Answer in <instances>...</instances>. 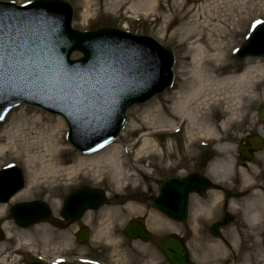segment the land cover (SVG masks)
<instances>
[{
  "label": "rangeland",
  "instance_id": "obj_1",
  "mask_svg": "<svg viewBox=\"0 0 264 264\" xmlns=\"http://www.w3.org/2000/svg\"><path fill=\"white\" fill-rule=\"evenodd\" d=\"M31 1L33 0H0V2H12L16 5ZM61 1L67 2L72 8L71 27L75 30L93 31L106 27L121 29L133 34L151 37L173 53L174 81L172 88L155 97L158 99L162 115L167 117L169 115L168 108L172 100L176 99L177 94L181 90L185 73L194 67L191 61L197 51L211 55L215 54V50L217 51L218 49L219 51L220 49L227 56L228 67L226 70L238 72L244 67L245 60L248 58L238 61L234 56V51L243 45L254 22H264V0H206L203 6H197L201 5V3H188L185 0H162L160 7L155 4L151 11L146 12L126 11L123 8L107 10L111 7V3L114 0H94L93 2L96 4L91 8L87 22L80 19L83 11L81 1ZM123 1L118 0L116 3L121 4ZM174 12L177 15H174ZM195 27L198 28V31H200V28L202 29L201 36L188 40L191 34L189 33L188 36L187 33ZM197 39L200 41H197ZM254 49L255 51H260L264 49V46L260 44L255 46ZM79 56L76 52L73 53L71 58L78 59ZM254 61L260 62L259 66H264L263 59L255 58ZM255 89L256 94L261 96L263 88L258 86ZM230 102V104L235 103L231 99ZM200 103L201 101H197L195 104L199 105ZM195 104L192 105L191 120L183 125L179 122L180 120L175 121L174 125H172V127L174 126L173 129L169 131L160 130L159 125L154 126L150 140L156 146L155 155H145L146 159L144 162V165L147 166L148 177H145V179L141 178L139 189H126L125 192L119 194L107 183L108 180L103 181V176L95 174L97 168H92L89 163L78 166V158H81L82 155L68 144L65 138L67 128L60 118L28 106L11 111L5 120L0 123V136L8 137V131L16 132V137L22 146V155L21 158L0 160V169L7 164L13 163L22 172L26 187L28 174L25 161L27 158L37 159L38 156L47 153L50 141L59 140L62 144L57 146L60 150L58 159L65 163L64 167H76L77 172H64L63 175L53 178L42 175L29 196L14 201H11L13 199L11 198L5 205H0L5 210V212L0 213V223L1 225L9 223L12 234L11 238L6 237L0 243V264H48L50 260L60 257H67L66 264H77L76 259L73 260L70 257L84 256L98 260L101 264H166L155 248V240L167 234L169 231L168 225L158 222L156 219L154 221L150 217L154 212L149 209L145 200L157 192L158 184L167 175H183L193 170L195 157L201 147L200 141L220 145L219 148H222V152H224L222 154L223 159L233 162L235 159L234 153H236L238 146L237 143L246 137L245 133H258L257 128L260 127L261 129L263 127L258 122V113L259 109L264 107V100L258 99V102L247 105L244 109L236 112V120L226 130L220 128L221 122L225 121L224 115L218 112L207 114L203 111L201 105H199L197 110ZM144 106H134L128 110L125 129L114 143L118 146L119 156L123 157L125 162H128V167L140 149L137 145L132 147L133 141L137 139V135L140 132H143L142 134L147 133V123L144 119V116L147 115L145 114L147 110L144 111ZM153 111L155 110H150L148 114L151 115ZM161 113H157L158 116ZM243 114L247 115L243 117ZM37 116L42 119L41 122L32 124L30 120ZM16 118L18 119L16 120ZM155 121L158 122L159 119H155ZM132 123L134 125H131ZM129 124L131 127L126 130ZM245 125L247 126L243 130ZM47 128L54 129V139L48 138L49 135L52 136L53 131L50 132ZM174 128H178L180 131L175 133ZM259 131V135L264 138V128ZM226 137L227 139H225ZM3 139L5 140V138ZM127 150L130 151L129 154ZM45 155L48 156V154ZM128 155H131V157L129 158ZM258 155L263 157L264 151ZM47 159L49 158L47 157ZM47 163L48 160L46 161ZM38 165L39 163L35 162L33 170L38 171L40 167ZM194 170L196 169L194 168ZM109 172V170H106L105 177H108ZM249 176L254 178V173H250ZM245 177L246 175L242 177L245 179V181L242 180L243 184L248 182V177ZM85 185L104 191L106 195L105 206L96 211H88L75 225L65 230L58 231L46 224L36 225L39 228L47 227L52 231V236L43 239L41 235L36 234V236L33 235L34 240L31 241V245L19 243L21 230L35 234V231H33L35 226L29 229H20L15 225L9 214V209L14 204L44 201L50 206L53 216L56 217L58 216L62 200L70 190ZM257 195L261 194L257 193L255 196ZM117 198L120 200H116ZM129 201L136 204L134 208L117 209V216H113L109 220L101 219V209L107 211L114 208L115 205L121 208ZM242 205V203L237 205V211L243 208ZM87 214H89V217L85 222V215ZM191 216L189 221L192 220L194 222L196 216ZM236 216L241 219L240 211ZM139 217L144 218L146 227L152 233L153 237L148 244L129 241L122 236L125 225L131 219ZM206 218L204 216L203 219ZM240 219L234 224L223 227L222 231H220L225 240L224 244L219 238L212 237L208 230L203 231L198 228L197 224L188 223L189 227L192 228H188L184 240L194 264H220L218 263V258H227L223 261L224 264H245L249 256L251 264L259 263L256 262L257 258H255L258 256L261 259L257 261H264L262 240L264 225H255L257 227H253V225L251 228L247 226L245 229L244 222ZM81 226H85L90 230V239L83 246L76 244L74 239L76 231ZM105 226H107L108 230L106 228L104 230ZM102 231L105 232L100 234ZM181 234L183 235V231ZM67 238L70 239L69 242L66 241ZM214 245L219 247L221 254L213 251L215 249ZM224 246H227V248L224 249ZM229 247L235 250L234 260L231 259L232 255L230 256L231 249ZM238 249L241 250L238 252ZM39 258H43L44 261H40ZM260 264H264V262H260Z\"/></svg>",
  "mask_w": 264,
  "mask_h": 264
},
{
  "label": "water",
  "instance_id": "obj_2",
  "mask_svg": "<svg viewBox=\"0 0 264 264\" xmlns=\"http://www.w3.org/2000/svg\"><path fill=\"white\" fill-rule=\"evenodd\" d=\"M71 18V7L60 0H37L23 9L0 4V41L14 39L21 45L19 52L25 53L11 72L0 71V116L26 103L59 114L69 127L71 144L89 153L93 148L100 149V143L107 144L117 137L128 108L147 102L171 85L173 57L169 50L147 37L114 29L75 31L71 29ZM260 44L264 46V25L256 28L237 53L238 59L247 55L264 58V49H254ZM73 52L81 53L83 58L71 61ZM84 78L88 79L86 85ZM259 121L264 123V109ZM86 138L94 140L88 144ZM261 148V140L253 138L248 140L247 147L239 148V153L249 160L250 151ZM8 171L0 172V203H6L23 187L19 170ZM196 177L167 178L159 196L150 200L149 205L175 220L183 219L187 194L202 181H196ZM168 202L177 205L178 210L168 209ZM103 203L102 192L82 188L65 199L61 216L74 223L86 210H96ZM10 213L19 227H30L39 221L61 227L40 202L15 205ZM123 234L143 242L150 238L141 220L131 221ZM87 236L88 230L83 229L77 236L78 242L84 243ZM157 247L171 264H190L178 238L167 236Z\"/></svg>",
  "mask_w": 264,
  "mask_h": 264
},
{
  "label": "bare ground",
  "instance_id": "obj_3",
  "mask_svg": "<svg viewBox=\"0 0 264 264\" xmlns=\"http://www.w3.org/2000/svg\"><path fill=\"white\" fill-rule=\"evenodd\" d=\"M77 1H81L83 4V11L80 15V19H83V21L87 22V19L89 18L92 10L91 8L94 7L96 3L93 2L94 0ZM117 1L118 0H114L113 3H111V7L107 10L111 8H114L116 10H118L119 8H123L126 11L135 10L139 12H146L151 11L155 4L158 7H160L162 4V0H124L125 2L123 1L121 4H117ZM205 1L206 0H185V2L188 3H201V5L199 4L197 6H203L205 4ZM173 14L177 15L176 12H174ZM192 29V31L187 33V35L189 33L191 34L188 40H192L193 37L196 38L201 36V28L200 31H198L197 27ZM197 41L200 40L197 39ZM214 52L215 54L207 55V53L197 51L195 56H193L191 64H193L194 67H192L191 70L185 73L181 90L177 94L176 99L172 100L168 108V117L162 115L163 113H161V109H159L158 99L156 98L148 104H145V106L143 105L144 111L147 110L145 112V114L147 115L144 116L145 122L147 123V133L142 134L143 132H140L141 134L139 133V135H137V139L133 141L132 147L137 145L140 147V149L138 150L135 159L132 160V162L130 163L129 167L128 162H125L123 157L119 156L120 154L117 151L118 146H116L114 143L111 146L91 156H81V158H78V166L87 165V163H89L92 168H97V172L95 174L103 176V181L108 180L107 183L111 185L113 190L118 192V194L125 192L126 189H139L141 185V178L145 179V177H148V173L146 171L147 166L144 165L146 159L145 155H155L154 151L156 150V146L150 140V137L152 136L151 133L154 130V126L159 125L160 130L169 131L170 129H173L174 126L172 127V125H174L175 121L180 120L179 122L181 123V125H183L185 122L191 120V113L193 109L192 105L195 104L197 101H201L199 105L203 107V111L207 114L218 112L225 116V121L221 122L220 128L222 130H226L227 128H229V125L236 120V112H239L241 109H244L247 105H251L253 103L258 102V99L264 100V66H259L260 62L254 61L255 58L253 57H249L245 60L244 67L242 69H240L238 72H229L226 70V68L228 67V64L226 62V54L220 49L219 51L217 49V51L215 50ZM73 78L77 79L74 76ZM79 83L80 82H78L75 86H77ZM87 83L88 79L84 78L83 84L86 85ZM258 86L263 88V93L261 96H258L255 92V88ZM230 99L235 101V103L230 104ZM199 105L195 104L197 110ZM150 110L155 111L151 112L150 115L148 114ZM159 112L161 114H159L158 116L157 113ZM154 113H156V115H154ZM15 116H13V118H15ZM17 119L18 118H16V120ZM155 119H159V121L156 122ZM41 120L42 119L37 116L30 121L32 124H34L37 122H41ZM131 125H134V123H132ZM131 125L129 124L126 130H129ZM47 130H50V132L53 131L52 136L49 135L48 138L54 139V129L47 128ZM7 133L8 137L0 136V160L6 158H21L22 146L20 144L19 139L16 137V132L8 131ZM3 138H5V140ZM49 144V149L48 151H46L47 153L38 156L37 159L31 157L27 158V160L25 161V167L28 174L27 185L19 193H16L12 197L13 199L11 201L29 196L32 189L37 186L36 183L39 177H42V175L53 178L63 175L64 172H77L76 167H64L65 163L58 159L60 150L57 148V146L61 145L62 143H60L59 140H52L49 142ZM129 152L130 151L128 150L127 153L129 154ZM45 154H48V156ZM47 157L49 159H47L48 163L46 164ZM128 157L130 158L131 155H128ZM35 162L39 163L38 167H40L38 168V171L33 170ZM106 170L110 171L108 173V177H105ZM118 199L119 198H117L116 200ZM241 203L243 204L242 217L244 218V222L246 225H264V196L257 195L254 198L246 197L242 199ZM135 205L136 204L134 202L129 201L126 202V204L121 208H118V205H115L114 208H111L107 211L105 209H101V219L109 220V218L117 216V209H131L134 208ZM3 209L4 207L0 206V213L5 212V210ZM195 215L196 213H194V216ZM88 217L89 214L85 215V222L87 221ZM150 217L153 218L154 221L157 220L158 222H163L165 225H170L168 222L162 220L154 213ZM2 228L6 233V237L11 238L12 234L9 223H3ZM105 228L106 230H108L107 226L104 227V230ZM175 230L176 228L174 226L170 227L171 232H174ZM21 231L22 232L20 233L21 235H19L18 241L19 243L22 242V244L26 245H31V241L34 240L33 235H41L43 239H47L48 237L52 236V231H50L45 226L41 228L35 226L33 228L35 234L24 230ZM103 232L105 231L100 232V234ZM69 240V238L66 239L67 242H69ZM214 247L215 249L213 251H216L219 254L222 253L217 245H214ZM224 249H226L225 246ZM230 249L232 251V254L235 256V250L233 248ZM240 250L241 249H238V252ZM255 258H257V260L261 259V257L259 256ZM226 259L227 258H218V263L222 264V262ZM257 260L256 262H259L258 264H260V262H264ZM246 263H252L250 261V256L246 259L245 264Z\"/></svg>",
  "mask_w": 264,
  "mask_h": 264
},
{
  "label": "flooded vegetation",
  "instance_id": "obj_4",
  "mask_svg": "<svg viewBox=\"0 0 264 264\" xmlns=\"http://www.w3.org/2000/svg\"><path fill=\"white\" fill-rule=\"evenodd\" d=\"M245 128L246 126L243 127V130ZM252 135L251 132L245 133L246 138ZM246 138L238 142V146L244 145ZM205 151L212 152L213 160L207 162L203 168H199L195 161L193 170L181 176L187 177L191 173H199L210 182L208 188L188 196L187 216L184 222L177 224L167 221L170 224L168 227L174 226L183 239L188 228H192L188 223H195L201 230L210 231L215 224L224 225V220L229 215L231 224H234L240 219L236 215L241 208L237 211L236 207L243 198L251 197L252 193L264 196V156L262 158L254 156L250 163H246L240 161L239 156L235 153L234 161L230 162L220 157L214 146L203 148L200 153ZM250 173H254V178L249 176ZM245 175L248 177V182L243 184L245 179L242 177ZM193 212L196 213L194 222L188 220ZM204 216L207 218L203 219ZM205 221L207 222L205 223ZM67 228L68 226H63V229ZM244 228L246 229L245 226ZM182 231L183 235H180Z\"/></svg>",
  "mask_w": 264,
  "mask_h": 264
},
{
  "label": "snow or ice",
  "instance_id": "obj_5",
  "mask_svg": "<svg viewBox=\"0 0 264 264\" xmlns=\"http://www.w3.org/2000/svg\"><path fill=\"white\" fill-rule=\"evenodd\" d=\"M257 24H262L264 22L257 21ZM21 45L17 44L14 39L12 40H3L0 41V71H4L7 69L8 71H12L15 66L22 62V57L25 53L19 52ZM15 62V63H13ZM65 72L68 73L69 70L65 69ZM75 75H79V73H75ZM4 119L3 116H0V120ZM111 141H107L110 143ZM106 143H100L99 148H104ZM93 151H98L99 149L93 148ZM57 264H62V262H57Z\"/></svg>",
  "mask_w": 264,
  "mask_h": 264
}]
</instances>
